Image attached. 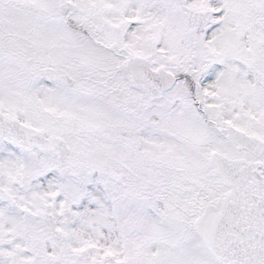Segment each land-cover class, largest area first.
I'll use <instances>...</instances> for the list:
<instances>
[{
    "label": "snow or ice",
    "instance_id": "obj_1",
    "mask_svg": "<svg viewBox=\"0 0 264 264\" xmlns=\"http://www.w3.org/2000/svg\"><path fill=\"white\" fill-rule=\"evenodd\" d=\"M0 264H264V0H0Z\"/></svg>",
    "mask_w": 264,
    "mask_h": 264
}]
</instances>
